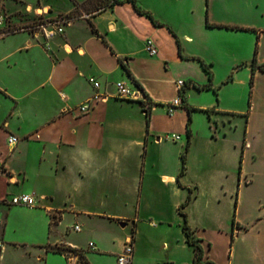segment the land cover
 <instances>
[{"label":"crops","instance_id":"1","mask_svg":"<svg viewBox=\"0 0 264 264\" xmlns=\"http://www.w3.org/2000/svg\"><path fill=\"white\" fill-rule=\"evenodd\" d=\"M135 1L160 24L131 0H0L10 28L72 18L51 39L0 36V200L35 195L27 210L45 218L43 264L53 257L80 264V253L89 264H115L130 236L132 264H191L182 213L202 262L264 264V31L255 36L240 22L218 20L207 0ZM214 36L226 57L209 42ZM201 61L227 71L218 77L210 69V81ZM90 78L106 98L82 114L96 92ZM177 80L186 83L182 105L169 113ZM117 82L142 92L148 123L147 106L118 98ZM174 135L176 142L168 139ZM167 141L188 144L184 170L183 151L171 155ZM83 231L88 244L77 238ZM0 240L4 264L14 245L3 232Z\"/></svg>","mask_w":264,"mask_h":264},{"label":"rangeland","instance_id":"2","mask_svg":"<svg viewBox=\"0 0 264 264\" xmlns=\"http://www.w3.org/2000/svg\"><path fill=\"white\" fill-rule=\"evenodd\" d=\"M60 2L63 3L62 6H64L68 0H60ZM207 3L210 8L213 5L218 20H225L227 18L228 21L234 23L240 22L248 26V29L251 30V33L255 36L257 35V31H264V0H207ZM11 6H13L12 2ZM215 36L210 37L211 41L209 42H211V44H216L219 52H223L226 57L227 54L224 45L221 46V43L218 41V38H215ZM201 49L206 53L212 54L210 50L205 48V45ZM210 69L213 74L216 73L218 77H220V75H223L227 71V66H225L224 63L218 64L215 72L213 66ZM235 87L239 88V86ZM205 95L211 96L212 93L210 92ZM221 98L222 94L218 91V101ZM165 145L164 150L171 155H177L180 151H183L181 154L183 167L184 163L182 157L186 152V147L183 148L180 142L174 143L172 141L165 142ZM18 188L21 187L18 186ZM10 196L11 195L8 197ZM35 208L41 209L40 207ZM0 213L3 222L2 225L0 224V234L3 232L4 241L14 245L12 248H8V252H4V264H43L45 259L42 255H39L37 247H39V244H43L42 242H45L46 240L44 235V215L41 212L27 210V207L18 206H0ZM128 224H130V222H128ZM77 238L82 240L85 244H88L90 241V238L85 231L77 234ZM46 248L48 251L67 255V250L62 247L46 246ZM79 255V262L83 263L85 259L81 253ZM182 256L183 258H187L189 256V250L182 252ZM105 261L104 264H113L111 260L107 259ZM52 264H60V259L58 257H53ZM115 264H117L116 259Z\"/></svg>","mask_w":264,"mask_h":264},{"label":"built area","instance_id":"3","mask_svg":"<svg viewBox=\"0 0 264 264\" xmlns=\"http://www.w3.org/2000/svg\"><path fill=\"white\" fill-rule=\"evenodd\" d=\"M38 16V15H37ZM7 20L8 17L4 13H0V36H5L12 33L27 31V32H33L38 33L41 32L45 39H51L55 37L58 34H62L64 32V28L67 25L71 24L72 18L68 15H61L54 19H51L49 21H37L28 23L25 26L20 27H13L10 28V26H7ZM7 26V27H6ZM6 27V29H4ZM4 29V31H3ZM146 51L150 55H154L157 52L156 47L152 43V41L146 42ZM89 83L93 85L96 92L83 102L79 106V110L82 114H87L90 109L93 107L94 103L104 101L106 96L99 93L100 89V83L95 78H90ZM177 90H178V96L170 103L168 106V112L171 113L173 110H175L177 107L182 105V98L181 93L184 87L186 86V83L183 80H177ZM116 89V96L121 99H132L141 100L147 107H149L148 102L146 99L142 96V92L139 89H133L131 86L125 84L124 82H117L115 84ZM168 138V137H167ZM178 135H174L171 139L172 141L176 142L179 140ZM17 143L16 137H10V144L15 145ZM0 203L6 204V205H12V206H25V207H34L37 203L36 197L34 194H20L12 197L9 200L2 199L0 200ZM2 218L0 214V224H2ZM73 231L79 232L80 226L76 225L73 227ZM90 247H93V243L89 244ZM4 251V244L0 241V259L2 257ZM134 257V238L133 236H130L127 238V241L125 242L123 251L120 255H118L116 262L117 264H132Z\"/></svg>","mask_w":264,"mask_h":264},{"label":"trees","instance_id":"4","mask_svg":"<svg viewBox=\"0 0 264 264\" xmlns=\"http://www.w3.org/2000/svg\"><path fill=\"white\" fill-rule=\"evenodd\" d=\"M121 0H113V2L114 3H118V2H120ZM131 2L133 3V5H134V7L136 8V10H137V12L139 13V14H145V15H147L149 18H151L152 19V21L154 22V24H156V25H159L160 23H158L153 17H152V15L149 13V12H147V11H144V10H142L138 5H137V3H136V1L135 0H131ZM209 26H211L210 24H209ZM217 27H222L221 25H217ZM233 29H235L234 27H232ZM178 44H179V41H178ZM255 58H254V60H253V64L255 63ZM201 64H202V67H203V69L208 73V75H209V79H210V81H211V79H212V76H213V74H212V72L210 71V69H209V67L204 63V62H202L201 61ZM197 88L199 89V90H203V89H209V88H211V84L209 83V84H207V85H197ZM151 110V108L150 107H147V113H146V116H147V123H148V121H149V115H150V111ZM188 111L189 112H191L192 111V108L191 107H189L188 108ZM187 134H188V136H190V129H188V131H187ZM187 149H188V144H187V146H186V151H187ZM183 163L185 162V154L183 155ZM183 170H184V166H183ZM183 170H182V172H183ZM182 215L184 216V224H183V231H184V233H185V235H186V243L189 245V246H191V247H193V250H194V260H193V262L191 263V264H213V263H211V262H202V259H203V250H202V248H201V246L199 245V240H197L194 236H193V231L190 229V227L188 226V224H187V220H186V216H185V214L184 213H182ZM80 264H89L86 260H84L83 261V263H80Z\"/></svg>","mask_w":264,"mask_h":264}]
</instances>
